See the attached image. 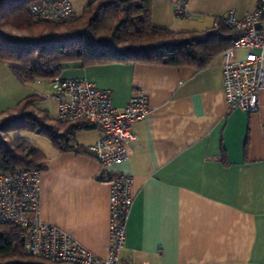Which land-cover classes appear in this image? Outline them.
<instances>
[{"label":"crops","instance_id":"0c3cea01","mask_svg":"<svg viewBox=\"0 0 264 264\" xmlns=\"http://www.w3.org/2000/svg\"><path fill=\"white\" fill-rule=\"evenodd\" d=\"M257 0H188L191 18H180L170 0H152V22L175 32H203L217 18L253 13ZM66 78H85L113 93L124 108L136 91L148 96L146 117L133 125L138 140L127 161L102 168L88 153L98 129L77 132L72 150L44 153L40 217L69 232L97 256L107 254L110 180L134 179V202L122 259L146 264H264V90L260 110L230 109L224 94L222 53L197 69L189 65L112 63L65 65ZM39 83V84H38ZM50 80L22 83L0 61V113L36 95L43 107ZM51 111L54 114H51ZM32 146V145H30ZM223 153L226 162L223 161Z\"/></svg>","mask_w":264,"mask_h":264},{"label":"trees","instance_id":"16d2710c","mask_svg":"<svg viewBox=\"0 0 264 264\" xmlns=\"http://www.w3.org/2000/svg\"><path fill=\"white\" fill-rule=\"evenodd\" d=\"M37 0H0V61L9 64L22 83L62 76L65 65L84 67L112 63H150L208 67L232 45L234 30L217 18V26L203 32H175L152 22V0H93L65 27L63 23L36 20L30 6ZM65 27V28H64ZM31 95L13 109L0 113V168L6 172L34 168L47 170V157L39 148L12 132L30 131L47 137L65 152L82 130L95 129L87 121L53 119L36 106ZM88 153L85 147L76 150ZM223 161L226 162L223 153ZM0 264H57L31 256L23 231L0 225Z\"/></svg>","mask_w":264,"mask_h":264},{"label":"built area","instance_id":"2783aa9c","mask_svg":"<svg viewBox=\"0 0 264 264\" xmlns=\"http://www.w3.org/2000/svg\"><path fill=\"white\" fill-rule=\"evenodd\" d=\"M170 1L178 17L191 18L188 0ZM74 2L37 0L30 11L36 20L67 23L79 16ZM222 20L234 30L232 45L222 52L226 102L230 109L258 112L260 92L264 90V0H257L255 11L241 19L231 12ZM217 24L215 20L214 26ZM244 49H257L259 53L236 59L235 53ZM50 84L52 93L44 98L57 101L59 120L87 121L100 131V137L87 150L102 168L130 158L131 144L138 140L133 125L151 110L144 92H134L124 108H117L112 91L88 79L59 76L50 79ZM40 178L41 172L34 168L12 172L0 168V225L20 228L31 256L57 264H146L122 259L134 202L131 175L120 173L110 180L109 244L104 257L97 256L69 232L41 219Z\"/></svg>","mask_w":264,"mask_h":264},{"label":"rangeland","instance_id":"374dc122","mask_svg":"<svg viewBox=\"0 0 264 264\" xmlns=\"http://www.w3.org/2000/svg\"><path fill=\"white\" fill-rule=\"evenodd\" d=\"M93 0H75L74 2V6H75V10L77 12V14H81L85 7L91 3ZM74 21H70L67 23H63V25L65 27H67V25L71 24ZM64 27V28H65ZM259 53V51L257 49H244V50H239L235 53V58L236 59H244L246 58L248 55H253V54H257ZM37 82V81H35ZM30 84V83H29ZM39 84V83H38ZM39 87H41V89H48V92H45V96H48L49 94L52 93L51 87H49L48 85H46V83H42L41 85H38ZM29 88L35 89V85H33V83L30 85ZM48 100L49 102L52 100L51 98H46L44 99V103H43V107H48ZM38 101H40V99H38ZM51 109H53V111H55V114L57 112L56 106L53 104H51ZM51 114H54V112L51 111ZM16 137H22L24 140H26L27 143V147L26 150L30 147V145H32L33 147L39 148L40 150H42L43 152H45L46 150H48L49 148L52 147L51 141L42 135H39L37 133H33L30 131H22V132H12L11 134L8 135V139H14Z\"/></svg>","mask_w":264,"mask_h":264},{"label":"water","instance_id":"95a60500","mask_svg":"<svg viewBox=\"0 0 264 264\" xmlns=\"http://www.w3.org/2000/svg\"><path fill=\"white\" fill-rule=\"evenodd\" d=\"M259 26V25H258Z\"/></svg>","mask_w":264,"mask_h":264}]
</instances>
